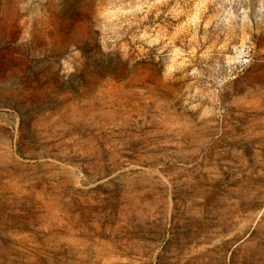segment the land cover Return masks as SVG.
<instances>
[{"label":"rangeland","instance_id":"rangeland-1","mask_svg":"<svg viewBox=\"0 0 264 264\" xmlns=\"http://www.w3.org/2000/svg\"><path fill=\"white\" fill-rule=\"evenodd\" d=\"M0 264H264V0H0Z\"/></svg>","mask_w":264,"mask_h":264}]
</instances>
